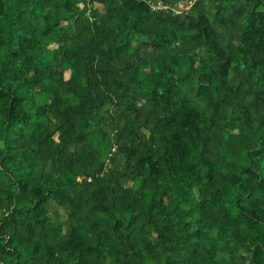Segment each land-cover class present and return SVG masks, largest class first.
<instances>
[{
	"label": "trees",
	"instance_id": "1",
	"mask_svg": "<svg viewBox=\"0 0 264 264\" xmlns=\"http://www.w3.org/2000/svg\"><path fill=\"white\" fill-rule=\"evenodd\" d=\"M0 264H264V0H0Z\"/></svg>",
	"mask_w": 264,
	"mask_h": 264
},
{
	"label": "rangeland",
	"instance_id": "2",
	"mask_svg": "<svg viewBox=\"0 0 264 264\" xmlns=\"http://www.w3.org/2000/svg\"><path fill=\"white\" fill-rule=\"evenodd\" d=\"M179 5H180V3H179ZM93 8H94L96 11H100V10H101V8H100L99 5H93Z\"/></svg>",
	"mask_w": 264,
	"mask_h": 264
},
{
	"label": "built area",
	"instance_id": "3",
	"mask_svg": "<svg viewBox=\"0 0 264 264\" xmlns=\"http://www.w3.org/2000/svg\"><path fill=\"white\" fill-rule=\"evenodd\" d=\"M152 9V8H151Z\"/></svg>",
	"mask_w": 264,
	"mask_h": 264
}]
</instances>
